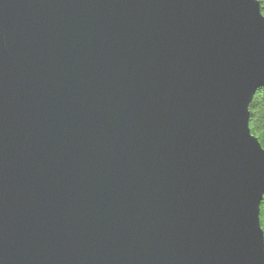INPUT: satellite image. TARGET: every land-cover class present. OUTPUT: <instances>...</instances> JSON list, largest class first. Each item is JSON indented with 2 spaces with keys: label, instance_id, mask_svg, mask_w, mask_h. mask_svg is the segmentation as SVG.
<instances>
[{
  "label": "water",
  "instance_id": "obj_1",
  "mask_svg": "<svg viewBox=\"0 0 264 264\" xmlns=\"http://www.w3.org/2000/svg\"><path fill=\"white\" fill-rule=\"evenodd\" d=\"M259 0H0V264H264Z\"/></svg>",
  "mask_w": 264,
  "mask_h": 264
},
{
  "label": "trees",
  "instance_id": "obj_2",
  "mask_svg": "<svg viewBox=\"0 0 264 264\" xmlns=\"http://www.w3.org/2000/svg\"><path fill=\"white\" fill-rule=\"evenodd\" d=\"M261 4V10L264 15V0H259ZM250 128L252 133L258 137L262 146L264 142L261 140V134H264V87H261L256 92L251 104H250ZM261 225L264 230V198L260 208Z\"/></svg>",
  "mask_w": 264,
  "mask_h": 264
},
{
  "label": "snow or ice",
  "instance_id": "obj_3",
  "mask_svg": "<svg viewBox=\"0 0 264 264\" xmlns=\"http://www.w3.org/2000/svg\"><path fill=\"white\" fill-rule=\"evenodd\" d=\"M261 140L264 142V134H261Z\"/></svg>",
  "mask_w": 264,
  "mask_h": 264
}]
</instances>
